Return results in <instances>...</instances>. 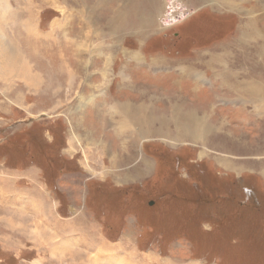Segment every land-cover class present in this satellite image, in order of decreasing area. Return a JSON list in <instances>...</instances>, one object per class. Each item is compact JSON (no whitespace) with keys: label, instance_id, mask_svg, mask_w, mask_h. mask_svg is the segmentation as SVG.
<instances>
[{"label":"rangeland","instance_id":"obj_1","mask_svg":"<svg viewBox=\"0 0 264 264\" xmlns=\"http://www.w3.org/2000/svg\"><path fill=\"white\" fill-rule=\"evenodd\" d=\"M1 1L0 36L42 81L0 77V264H264V211L242 225L204 198L222 177L264 196V109L244 85L264 84V0ZM28 7L42 46L15 21ZM128 104L149 110L130 131ZM189 114L205 140L170 137Z\"/></svg>","mask_w":264,"mask_h":264},{"label":"bare ground","instance_id":"obj_2","mask_svg":"<svg viewBox=\"0 0 264 264\" xmlns=\"http://www.w3.org/2000/svg\"><path fill=\"white\" fill-rule=\"evenodd\" d=\"M210 1H214V0H210ZM242 1L243 0H238L237 3H236V2H232V1H228V0H220V2H223L227 6L230 5V6H234V7H238V8L241 7V2ZM0 3L3 4V2L1 0H0ZM5 6L3 5V8ZM25 8H26V6H25ZM32 8H29V7L27 8V10L25 11L26 17L24 16V18H22V19H16L15 21H18L19 24H20V26H22V30L24 32V34H23L22 37H23V40L24 41L31 42V43H36V41H38L39 44H41L39 46H42L44 44L43 42H41V40H44L43 36L42 37L35 38V39H33L32 37H30L31 36L30 33H32V31L34 29V27H33V25L31 23L33 22V20L35 18V13H33V9ZM250 11H251V14H253V12L255 11V9L254 8H251V10L248 9L246 11L247 14H249ZM12 12H14V11L13 10H9L8 7H7V9L4 10V12L0 8V17L3 19L5 17L12 16ZM253 16H251V23H250V26L248 28V30H250V33L247 34V35H248L249 38H251V39L254 40V38H256L257 36L260 37L261 34L259 33V30L256 27V23H255L256 19ZM6 22L8 24V21H6ZM57 25H60V24L57 23ZM57 25H56V27H57ZM3 26H4L3 24H0V27H3ZM31 43H29V44H31ZM51 43H55V46L54 47L57 48V51H56L57 53L56 54H53L54 56H56L55 59H56V64H57V66L55 67L54 70L56 71V74L58 76H63L64 79L66 78L67 81H68V83H70V85H71L72 83L70 82V80L71 79L72 80L74 79V72L72 71V69L70 68V66L67 64V62L65 61V58L64 57L59 58V54H60V48L59 47L60 46L58 47V45H56V44H58V40L56 38H54ZM10 44H11V40H9L8 38L5 39L3 36H0V77L6 76V75L7 76L8 75L11 76V74H14V75H16L19 78H23V79H20L21 81H23V83L26 82L27 80L28 81L31 80V84L30 85H33V87H36V82H39L40 83V80L42 81V76H40V74H38L37 71L36 72H33L34 70H32V68H31L32 67V65H31L32 62L30 61V58L29 57H31V58L33 57V55H32L33 52L32 53H29L27 51L26 52L27 54L25 55L23 53V51L18 50L17 48H15L14 46H12ZM51 46H53V45H51ZM81 47H83V44H82ZM27 48L28 47L26 45L25 49H27ZM34 48H36V47L34 46ZM75 50H77V49H75ZM78 53H79V51H78ZM259 53H261V52H259ZM37 54H36V56H37ZM227 54H228V52H227ZM216 60L217 59H215V64H216ZM225 60H226V58H225ZM211 61H213V58L211 59ZM263 62H264V60H263ZM220 63H221V61H220ZM185 70H187V69H185ZM46 74L48 75V73H46ZM52 83H54L53 86H58L59 85V83L56 82V81L55 82H52ZM249 84H244V85L245 86L247 85L246 87L248 88V92L251 93V97H253L252 99L257 103V106L255 107V109H257V110L264 109V101H263L264 100V92H263L264 91V84H262V85H253L252 87H251V81L249 82ZM27 85L29 86V84H27ZM259 94H260V97H259ZM133 106L134 105L128 104L127 107H122V110L120 109V111H123L122 112L123 120H124L122 122L123 123V126H124V124L128 123L127 127H128V130L129 131H130L129 124L131 125L130 122L136 124V126L139 125V127H140L141 124H142V120L144 119L143 113H149V110L142 112L141 111L142 108L137 107V106L134 107L136 109H133ZM114 111L116 113H119L120 112V111L115 110V109H114ZM129 111H134L137 114H135V115L130 114ZM140 112H141V115H140ZM171 112L174 114L175 111L174 110H171ZM173 114H171V116H169V120L170 121H172L173 118H174V115ZM131 116H132V118H131ZM185 118L187 119V120H185V123H183L182 125H180L179 127H177L175 129V133L174 134H172L171 131L169 132L170 137L172 135H175L176 138H181L182 137V138H187L190 141H197V140L201 141L202 139H204L206 137L205 134H207V132L209 131V129H212L211 127L209 128V127H207V126H205L203 124V121L201 120V117L198 114H189V115L185 116ZM134 127H135V125H134ZM203 142H205V141H203ZM136 174H138V173H136Z\"/></svg>","mask_w":264,"mask_h":264},{"label":"trees","instance_id":"obj_3","mask_svg":"<svg viewBox=\"0 0 264 264\" xmlns=\"http://www.w3.org/2000/svg\"><path fill=\"white\" fill-rule=\"evenodd\" d=\"M172 177L174 178L175 176H172ZM177 177H180V176H177ZM221 179H224V182H221ZM221 179H219L220 185H219V188L214 193V195L212 193H209L210 195H204V198L208 199L209 196H213V198L215 199V197H217V199H220L218 200L217 203L219 204L222 203L223 206H225V203L223 202V200H225L227 202L226 205L229 208V211L232 213V217L235 218L236 222L241 223L242 225H246V223L250 225V223H248V221L250 222V220L247 217L252 214V216L256 217L257 219L258 214L260 212L263 213L262 211H264V196L262 197L257 194V196L260 198V202L257 203V201L255 200L257 197L256 194H254L253 198H251V196L247 194L245 186L243 184H241V186L237 184L236 182L237 180H235L236 178L233 179V184H232L233 187L230 189V191L229 192L228 190L225 191L222 189V185L223 183L228 184V180L227 178H223V177ZM191 183H192L191 185H194L195 183H199V182L197 179H193ZM207 192H213V191L208 190ZM230 192L232 196L230 195ZM254 192L256 193L257 191H254ZM201 198L202 196L201 197L196 196V200L198 203L205 202L204 198L202 199ZM242 201L246 202L245 204L246 207H243L241 205L240 202ZM235 202H237L238 206L236 205ZM239 206L240 208H238ZM204 217L205 215H203L200 218H204ZM217 225L218 223L216 222V226ZM252 225L253 224H251V228H252ZM251 243L255 244V237L252 233H251ZM253 250L257 252L256 248H254Z\"/></svg>","mask_w":264,"mask_h":264},{"label":"crops","instance_id":"obj_4","mask_svg":"<svg viewBox=\"0 0 264 264\" xmlns=\"http://www.w3.org/2000/svg\"><path fill=\"white\" fill-rule=\"evenodd\" d=\"M244 1V0H243ZM263 5H264V3H263ZM251 10V9H250ZM247 18H248V26H250V23H251V11L249 12V14L247 15ZM264 38V37H263ZM238 39V38H237ZM234 79V78H233ZM251 174H254L253 173V171H252V173ZM259 177H261V178H264V175L261 173V176L259 175ZM56 222H57V224H58V222H59V224H60V221L57 219L56 220ZM51 223L52 222H50V225H51ZM49 226V225H48ZM60 229H61V227H60Z\"/></svg>","mask_w":264,"mask_h":264},{"label":"water","instance_id":"obj_5","mask_svg":"<svg viewBox=\"0 0 264 264\" xmlns=\"http://www.w3.org/2000/svg\"><path fill=\"white\" fill-rule=\"evenodd\" d=\"M149 204H151V203L149 202Z\"/></svg>","mask_w":264,"mask_h":264}]
</instances>
